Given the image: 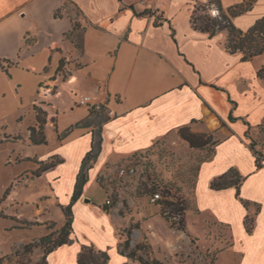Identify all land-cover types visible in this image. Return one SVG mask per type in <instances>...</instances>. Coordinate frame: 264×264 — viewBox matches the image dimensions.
<instances>
[{
    "label": "crops",
    "instance_id": "obj_1",
    "mask_svg": "<svg viewBox=\"0 0 264 264\" xmlns=\"http://www.w3.org/2000/svg\"><path fill=\"white\" fill-rule=\"evenodd\" d=\"M206 1L0 0V103L13 112L34 108L40 80L51 77L47 87L56 84L48 93L51 105L46 106L48 112L49 106L57 111L56 125L44 127L46 144L29 140L27 156L36 155L40 162L59 160L43 170L42 177L60 208L69 203L81 161L91 147L93 125L72 127L89 114L77 105V97L90 95L109 115L101 125L100 152L72 206L71 240L50 251L46 264H77L82 244L106 250V264H140L119 253L118 221L102 209L106 199H95L93 185L101 188L97 176L110 164L184 126L195 133L215 126L219 140L198 169L193 197L197 213L186 215L189 232L201 237L214 226L223 228L214 264H264V160L257 168L250 149L255 141L264 155V132L258 129L264 128V82L257 75L264 54L242 60L225 50L226 31L209 37L194 29V5ZM240 1L221 4L226 11ZM67 4L80 17L73 19ZM58 9L60 16H55ZM262 15L264 0H256L232 22L245 30ZM74 21L79 28L73 29ZM77 30L80 42L72 39ZM64 60L67 77L61 78ZM65 132L58 139L57 134ZM229 169L242 179L238 196L234 186L210 187ZM246 217L251 218L249 226ZM61 218L60 227L64 214ZM193 225L200 232L191 231Z\"/></svg>",
    "mask_w": 264,
    "mask_h": 264
},
{
    "label": "rangeland",
    "instance_id": "obj_2",
    "mask_svg": "<svg viewBox=\"0 0 264 264\" xmlns=\"http://www.w3.org/2000/svg\"><path fill=\"white\" fill-rule=\"evenodd\" d=\"M67 7L73 19L80 17L73 5L67 4ZM80 34L77 30L72 39L80 42ZM64 64L66 60L58 71L61 78L67 77ZM51 80V77L40 80L34 105L45 112H39V117H45L44 127L48 124L53 128L57 111L49 106L48 112L46 107L51 105L48 93L56 90V84L47 87ZM31 125L38 127L33 105L13 112L8 104L0 103V264H42L43 247L39 239L58 230L63 217L50 183L42 177V169L56 161V157L40 162L36 155L27 156L31 151L27 127ZM214 128L198 133H213ZM258 129L264 132L263 127ZM213 135L218 138L216 133ZM49 136L52 137V132ZM212 150V142L203 148H192L177 133H171L148 149L110 164L105 172L98 174L101 188L93 185L94 197L109 200L108 212L118 221L121 242L130 228V245H143L138 251L143 256L148 251L147 255L163 264H214L216 243L224 240L219 237L224 236L222 227L214 226V231L211 229L201 237L190 233L187 226V233L177 228L182 219L186 224L188 213H197L193 204L197 173ZM123 165H132L134 172L118 176V168ZM156 192L160 198L152 201ZM169 201L183 208L181 213L172 212L167 206ZM250 221L246 217L247 226ZM190 229L200 232L194 225ZM146 245H149L147 250Z\"/></svg>",
    "mask_w": 264,
    "mask_h": 264
},
{
    "label": "trees",
    "instance_id": "obj_3",
    "mask_svg": "<svg viewBox=\"0 0 264 264\" xmlns=\"http://www.w3.org/2000/svg\"><path fill=\"white\" fill-rule=\"evenodd\" d=\"M256 0H241L240 2L231 5L225 11L222 7L221 0H207L206 2L196 3L190 16V22L194 29L205 32L209 37L214 36L216 33L224 30L226 31V39L223 46L230 54H238L242 60L252 59L254 57L264 54V15L255 19V21L245 30L238 28L232 22V17L240 15L248 10H251ZM214 8L216 14L212 15L209 10ZM55 16H60V9L56 10ZM79 23L74 21L73 29L79 28ZM62 62H60L61 66ZM0 65L3 68V65ZM258 77L264 82V64L260 66L257 72ZM36 111L37 126H28L29 140L33 144H46L47 139L44 133L45 117H39L40 108L34 105ZM104 107L100 110H89L86 119L76 123L72 127L93 125L91 147L85 153L79 171L76 175V182L74 189L67 205L61 206V210L65 217L64 224L56 231L50 232L39 239V245L43 247L42 264H46V255L56 247L66 244L71 240V233L73 230V212L72 206L74 202L81 196L84 184L88 181V171L93 166L101 149V125L109 119V115L103 112ZM230 119L233 117L230 116ZM264 126V123L262 124ZM70 129L67 130V132ZM57 134L58 139H62L66 134ZM177 134L185 140L192 148H203L210 142L213 145L219 142L214 138L213 133H194L190 131L189 126H184L178 129ZM250 149L255 157V166L258 168L262 165L261 161L264 160V155L255 148V141L250 142ZM59 160L51 161L46 164L42 170H46L54 166ZM241 177L234 169H229L222 175L214 178L210 182V187L213 189H223L229 186L236 188V196L239 195V183ZM245 204V203H244ZM167 206L172 212L181 213L183 208H179L178 204L169 201ZM111 205L104 203L102 209L106 212L109 211ZM1 215V212H0ZM177 228L186 232V224L182 219L178 222ZM249 229V227H248ZM120 235V234H119ZM131 229L126 230V238L123 242H119L117 249L119 253L131 259L137 260L140 264H163L159 259L149 256L148 251L146 256L138 253L141 250V244H135L133 247L130 245ZM121 239V236H120ZM193 240V239H192ZM147 248L149 245H146ZM109 259L106 250L97 249L93 244H82L78 254L77 264H106Z\"/></svg>",
    "mask_w": 264,
    "mask_h": 264
},
{
    "label": "built area",
    "instance_id": "obj_4",
    "mask_svg": "<svg viewBox=\"0 0 264 264\" xmlns=\"http://www.w3.org/2000/svg\"><path fill=\"white\" fill-rule=\"evenodd\" d=\"M143 1L145 0H141V2ZM211 12L213 13V15L216 14L213 9L211 10ZM76 103L78 106L85 107L88 110H91V109L100 110L104 106L99 101L93 99L90 95H79L77 97ZM133 172H134V167L132 165H123L118 168V176L120 177L126 176L128 174H132ZM159 198H160V194L159 192H156L152 195L151 200L156 201ZM105 203L108 204L109 200L106 199Z\"/></svg>",
    "mask_w": 264,
    "mask_h": 264
}]
</instances>
